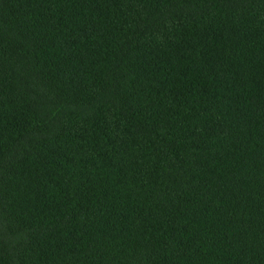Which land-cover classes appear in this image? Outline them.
<instances>
[{
  "label": "trees",
  "instance_id": "trees-1",
  "mask_svg": "<svg viewBox=\"0 0 264 264\" xmlns=\"http://www.w3.org/2000/svg\"><path fill=\"white\" fill-rule=\"evenodd\" d=\"M0 264H264V0H0Z\"/></svg>",
  "mask_w": 264,
  "mask_h": 264
}]
</instances>
